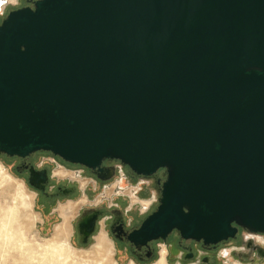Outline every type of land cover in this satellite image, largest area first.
Listing matches in <instances>:
<instances>
[{
    "label": "water",
    "instance_id": "obj_1",
    "mask_svg": "<svg viewBox=\"0 0 264 264\" xmlns=\"http://www.w3.org/2000/svg\"><path fill=\"white\" fill-rule=\"evenodd\" d=\"M25 4L0 22V154L162 170L155 210L116 226L136 249L264 232V0ZM106 212L79 215L80 244Z\"/></svg>",
    "mask_w": 264,
    "mask_h": 264
},
{
    "label": "rangeland",
    "instance_id": "obj_2",
    "mask_svg": "<svg viewBox=\"0 0 264 264\" xmlns=\"http://www.w3.org/2000/svg\"><path fill=\"white\" fill-rule=\"evenodd\" d=\"M23 5H25V0H19V7H22ZM19 7H8L5 16L9 11L18 9ZM4 17H0V22ZM36 155V161L39 160V165H42V161H45L44 159L46 158L50 162L55 160L53 158L55 156L48 152H37ZM0 165L7 169L10 177L14 180L0 186V264H159L162 246L168 248L166 243H163L161 240L153 241L152 243L154 244L155 249L154 256L149 260L140 262L127 252L126 245L116 243L106 229L107 242L103 247V252H100L97 251L95 247L97 245V235L101 233L102 229L98 234L95 233L87 244L82 245L75 242L73 237L71 238L70 236L75 230L74 224L76 220L73 219V215L68 214L67 219L60 215L61 213L59 212V209L61 205L65 206L69 202H77L84 197L79 194L82 190V193L85 194L87 200H89V203L84 204L85 206L82 205L83 208L86 206H97L104 210L110 203V205H114V207L121 210L130 221H133V223H139L148 214L155 210L157 206L155 204L148 214H139L140 201H145L154 194L153 192L150 194L149 189H146L144 192L141 190L137 191V185L141 183L140 181L136 182L135 179H132L129 183H125L118 176H115L111 181L104 184V187H98V189L92 190L91 186L86 185L87 182H84V180H82L84 183L82 184L79 181L80 179H62L60 181L70 180L78 183V187H80L76 198L61 199L58 203L51 204V206L45 211L46 214H44L43 204L42 202H39L36 191L25 184L23 179L11 172L8 165H5L1 161ZM68 168L77 173V168L81 167L69 166ZM49 169L53 175L54 171L58 168L55 167V164H51L49 165ZM126 171L128 170L126 169ZM113 183L115 184L113 185ZM17 184H21L25 187L24 193L26 192V197L24 198V201L21 198L16 199L15 195L21 192L19 190V185L17 186ZM113 186H115L113 195H111V193L107 194L109 189ZM142 186L143 184L140 187L141 189ZM130 188L133 192H131V190L129 191ZM133 193L136 194L134 195ZM98 199H100L99 202ZM110 199L112 202H109ZM134 199L136 201L132 202ZM79 211L77 214L80 213ZM39 213L43 215L45 221L42 225L40 224L41 216ZM126 225L129 226L128 222H126ZM56 227L58 229H56ZM171 239L172 238L169 237L168 241ZM227 250L222 247L220 248L217 252L218 261L216 264H239L238 260H236L235 257L233 258L230 249L228 248ZM177 251L176 249L172 250L174 255L177 254ZM174 258L175 257L169 256L168 249L167 264H178V259ZM187 264H191V262H188Z\"/></svg>",
    "mask_w": 264,
    "mask_h": 264
},
{
    "label": "flooded vegetation",
    "instance_id": "obj_3",
    "mask_svg": "<svg viewBox=\"0 0 264 264\" xmlns=\"http://www.w3.org/2000/svg\"><path fill=\"white\" fill-rule=\"evenodd\" d=\"M28 5V4H25ZM23 5V6H25ZM17 7H19V0ZM36 153L29 155L28 157L21 159L17 157H8L4 154H0V161L3 162L5 165L9 166V169L11 172L15 173L17 176H19L25 184L28 185V178L30 176V171H45L47 173L48 181L45 185L44 192L41 193L37 190V197L39 198V202L42 204H45L47 207L50 204H56L61 199H75L78 194V183L74 181H60L59 179H56L53 175L51 170L49 169V165L55 164L52 161H48V159H44L45 161H42V165H39V160L36 161ZM55 162H59L57 164H61L62 168L67 169L69 166H74L71 164H68L59 158L53 157ZM57 164H55V167L57 168ZM103 167H105V170L102 172H95V171H89L83 167L77 168L80 173H76L78 176H81L82 178L90 180L88 182V185L91 186V181L95 182L96 188L98 187H104L103 180L107 178H111V180L116 176L120 178V172L123 173L122 180L125 183H129L132 179L136 180V182H142L143 186L141 191L144 192L146 189L154 188L153 191L149 190L150 194L153 192L157 198H158V187L157 182L159 180L164 181V178H161L162 170H159L151 177H142V176H136L134 175L127 166L122 165L119 161H105L103 162ZM68 166V167H67ZM69 169V168H68ZM126 169L128 171H126ZM7 170V169H6ZM70 170V169H69ZM60 170H58L59 172ZM88 174V175H86ZM57 175V173H56ZM77 178V177H76ZM77 180V179H76ZM79 180V179H78ZM82 184L83 181L79 180ZM85 182V180H84ZM87 182V181H86ZM29 186V185H28ZM30 187V186H29ZM92 188V187H91ZM130 191V190H129ZM134 202V200H132ZM141 202V201H140ZM95 209L98 211H105L107 212L105 215L103 214V218L105 219V225L107 228L108 233L110 234L111 238L116 242L120 244H124L127 247V252L132 255L134 258H136L138 261L143 262L146 260L151 259L155 254L154 244L151 242L149 244V248L142 247L141 249H136L133 245H131L123 236V233L118 231L116 229V226L119 224H122L124 230H129L130 228L136 226L138 223H133L131 221V225H126L127 222V216L122 212V214H119V210L117 207L111 206L107 207L106 209H101L97 206L95 207H89L86 206L81 209L79 215L89 209ZM109 209V210H108ZM114 211V212H112ZM78 215V217H79ZM77 217V218H78ZM114 217H116L114 219ZM99 219H102V216L99 217ZM77 220V219H76ZM108 221V222H107ZM96 233V231H95ZM171 237L172 239L168 241V238ZM261 239V240H260ZM163 243H166L169 249V256L175 257L178 264H187L188 262H191V264H216L218 261L217 252L220 250V248L230 249V252L233 254V256L238 260L239 264H264V232L263 233H257L254 235L249 236L247 233L243 232L241 229H238L236 235L232 238H228L226 240H222L221 242L217 243L216 245H204L202 242H196L193 240H185L180 238L179 235L175 234V232H172L166 240H162ZM178 248V251H177ZM168 249L167 247H163L160 252V260L163 258L165 261V264H167V255H168ZM177 251V254L174 255V252L172 250ZM226 253V251H225ZM174 258V259H175ZM159 260V261H160ZM158 261V262H159Z\"/></svg>",
    "mask_w": 264,
    "mask_h": 264
},
{
    "label": "bare ground",
    "instance_id": "obj_4",
    "mask_svg": "<svg viewBox=\"0 0 264 264\" xmlns=\"http://www.w3.org/2000/svg\"><path fill=\"white\" fill-rule=\"evenodd\" d=\"M58 170H60L58 172ZM76 172V171H75ZM73 172L72 170H67V169H63V168H58L57 170L54 171L53 173V176L58 179L60 178V180L62 179H70V180H78V179H81L79 176H77V174ZM57 173V175H56ZM58 176V178H57ZM77 177V178H76ZM12 177H10L9 173L7 172L6 168L3 167L2 165H0V186L4 183H8L10 181H12ZM14 181V180H13ZM86 181V180H85ZM88 181V180H87ZM120 182V181H119ZM17 183V182H16ZM84 184V183H83ZM115 183H113L114 185ZM19 185V190L21 191L19 194L17 193L15 196H16V199H19L21 198L23 201H24V198L26 197V192L24 193V186L21 185V184H17V186ZM80 185V184H79ZM92 185V184H91ZM94 185V184H93ZM84 186V185H83ZM10 187V185H9ZM15 187V186H14ZM80 187V186H79ZM94 187V186H93ZM115 186H113L111 189H109V191L107 192V194H110L113 195V191H114V188ZM11 189V188H10ZM81 189V188H80ZM84 190V189H83ZM129 190L132 191V189L130 188ZM135 190V189H134ZM136 191V190H135ZM19 192V191H18ZM119 193V192H118ZM121 193V192H120ZM105 195V194H104ZM120 197V196H119ZM100 199H98V202H99ZM136 200L134 199V202ZM97 202V200H96ZM86 203H89V200H87V198L84 196L83 198L79 199L77 202H69L67 203L65 206L64 205H61L60 206V209H59V212L61 213L60 215L63 216L65 219H67V216L68 214H71L73 215V217L75 216V214H77V212L80 210V208L82 207V205L86 204ZM141 204H142V207L143 209H145V207L148 206V202L147 201H141ZM91 205V203H90ZM140 206V205H139ZM83 208V207H82ZM79 209V210H78ZM109 210V209H108ZM138 210V209H137ZM108 222V221H107ZM103 224V223H102ZM58 226V225H57ZM67 227V226H66ZM56 229H58L56 227ZM68 230V229H67ZM70 231V230H69ZM68 232V231H67ZM59 233V232H58ZM98 234V233H97ZM96 234V235H97ZM261 240V239H260ZM97 245L95 247V249H97V251H100V252H103V247L105 246V243L107 242V233L106 231H104L102 229L101 233H99V235H97ZM162 241V240H161ZM110 243V242H109ZM108 244V243H107ZM109 245V244H108ZM264 245V244H263ZM111 246V245H109ZM164 246H162L163 248ZM113 249V248H112ZM168 249V248H167ZM102 250V251H101ZM227 250V249H226ZM93 251V250H92ZM228 251V250H227ZM109 252V251H108ZM106 253V252H105ZM229 253V252H228ZM100 254V253H99ZM112 254V253H111ZM233 255V254H232ZM108 258V257H107ZM234 258V256H233ZM110 260V259H109ZM115 262V261H114ZM229 262V261H228ZM159 264H165V261L164 259L162 258L159 262Z\"/></svg>",
    "mask_w": 264,
    "mask_h": 264
},
{
    "label": "built area",
    "instance_id": "obj_5",
    "mask_svg": "<svg viewBox=\"0 0 264 264\" xmlns=\"http://www.w3.org/2000/svg\"><path fill=\"white\" fill-rule=\"evenodd\" d=\"M0 2H1V0H0ZM17 4H18V0H5L4 3H0V17H4L5 16L6 9L8 7H14V6H17ZM52 162L55 163V164H57L54 160ZM57 168H62V166H60L59 164H57ZM119 175H120V179L122 180L123 173L120 172ZM141 185H142V182L137 185L138 186L137 187V191L138 190H141V188H140ZM118 188H120V187H118ZM136 193H133V194L135 195ZM156 200H157V196L155 194L151 195V197L149 199H146L145 201H147L149 204H148L147 207H145V209H143L142 204L140 203V206H139L140 207L139 214L140 215H142V214H148L151 211V209L154 207V205L156 204ZM127 222L130 225V223H131L130 219H127Z\"/></svg>",
    "mask_w": 264,
    "mask_h": 264
},
{
    "label": "crops",
    "instance_id": "obj_6",
    "mask_svg": "<svg viewBox=\"0 0 264 264\" xmlns=\"http://www.w3.org/2000/svg\"><path fill=\"white\" fill-rule=\"evenodd\" d=\"M77 172L80 173V171H77ZM79 177L81 178L80 180H86V181L88 180V179L82 178L81 176H79ZM89 181H90V180L87 181V184H86V185H88V182H89ZM110 181H111V180H110ZM91 183H92V185H91L92 190L97 189V188H96V184H95V182L91 181ZM93 184H94V185H93ZM104 184H106V183H104ZM89 185H90V184H89ZM93 186H94V187H93ZM149 190L153 191L154 188H149ZM79 194H80V195H83V196H85V197L87 198V196H86L85 194L82 193V190H81V192H79ZM109 202H112L111 199L109 200ZM50 206H51V204H50L48 207H47L45 204H43V209H44V210H43V213H44V214H46L45 211H46ZM84 206H85V205H84ZM111 206H113V205H110V203H109L107 207H111ZM80 211H81V210H80ZM80 211H79V212H80ZM39 214H40V213H39ZM78 215H79V214H76V215L74 216L73 219L76 220L77 217H78ZM105 215H108V214H105ZM40 216H41V221H40L41 223H40V224L42 225V224L45 223V221H44L43 215L40 214ZM59 216H60V215H59ZM105 219H106V217L102 218V219L99 221V223H98V225H97L96 233H99V232L101 231V229H103L104 231L107 229V228H106V225H105ZM71 220H72V219H71ZM102 223H103V224H102ZM70 236H71V238L73 237V239H74L75 242L79 243L78 240H77V236H76L75 230L73 231V233H72ZM90 240H91V239H90ZM90 240H89V241H90ZM79 244H80V243H79Z\"/></svg>",
    "mask_w": 264,
    "mask_h": 264
}]
</instances>
